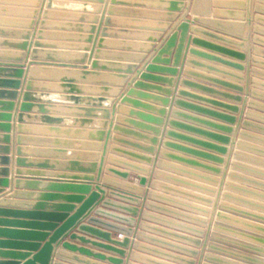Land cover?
Listing matches in <instances>:
<instances>
[{
    "label": "water",
    "instance_id": "1",
    "mask_svg": "<svg viewBox=\"0 0 264 264\" xmlns=\"http://www.w3.org/2000/svg\"><path fill=\"white\" fill-rule=\"evenodd\" d=\"M103 2L104 0H98V3ZM113 2L114 0H111V3ZM201 2V0H193L190 11L189 7L185 6L186 9L182 13L184 0H171L169 7L171 12L167 15V21L177 20V22L171 32L158 45L147 47L152 51L151 58L145 62L140 72L137 70V79L129 83L131 84L130 88L120 97V105L114 106L118 112L127 113L126 117H116V123H122L124 126L112 124L110 130L105 134L103 130L98 132L100 138L103 135L106 136V141L110 131L113 130L117 134L148 143L145 145L116 135L112 137L113 142L123 147L113 146L111 151L126 157L128 160L110 157L109 162L122 169L132 170L135 173L134 180L136 182L129 180L127 171L113 165L107 166L105 175L102 176L105 144L103 146L104 154L96 170H94L95 165L92 164L91 175L72 174V176L67 177L66 174H60L59 177H56L59 179H50L51 182L47 184V189L50 192L40 193L29 211L0 208V214L11 213L18 216L22 214L30 216L32 219L29 222H17L27 225L24 226L23 230L3 232L11 234V238L0 240V246L9 249L0 252V264H203V260L207 263L222 261L204 254V250L218 249L207 242L209 230L205 233L200 228L204 224V220L188 216L180 210H176L178 209L176 207L191 208L202 213L206 210L175 201L155 191V188L158 189V187L170 192L175 191L169 186H159L156 182L150 181L149 186L152 189L145 191L144 188L148 182L147 175L150 173V164L159 168H172L180 173L191 174L200 180L213 183L215 180L208 174L191 172L182 166L169 164L165 160L183 166L201 168L211 174H218L220 168L217 165L224 162L222 155L226 153L225 145L230 141L228 135L233 131L232 125L236 123V126L242 124L244 128H252L254 126L249 122V119H258L264 122V116L250 110L245 112L243 107L247 104L248 107L264 111V104L253 100L260 96L259 94L252 90L249 92L247 88L244 90L240 84L223 77L210 76L192 69H205L240 81L241 76L203 64L193 57L220 63L237 71H242L247 67L241 63L246 59V55L234 47H240L241 43L228 40L218 34L216 29L225 30L227 28L217 20L204 18L203 16L207 15L208 10L201 5ZM239 4L244 6L243 2H239ZM106 6L107 3L105 2L102 9L99 10L97 7L95 15L89 18L92 25L88 27V35L85 37L87 45L82 48L83 51H89L87 55L89 61L96 52V44L98 43V48L101 47V40H98V37L102 24L108 25V19L104 18L107 11ZM255 8L257 15L254 18L255 24L252 30L254 44L252 53L255 56L264 57V8L261 6ZM188 11L191 16H189ZM97 14L100 15L97 16ZM226 14L234 16L235 12L229 10ZM43 24L41 22V25ZM206 25H214L215 31L208 29ZM165 26L166 24H163L161 30ZM105 33L103 29L101 37H104ZM28 37L29 33L26 32L24 38L28 39ZM36 37L40 39L41 32ZM153 37L151 41H159L161 34H154ZM89 43L90 46H88ZM28 45L24 42L22 49L28 50V55H31L30 61L27 60L25 65L21 64V54L14 61L16 63L0 66V70L13 72L19 78L24 72L23 69H27L33 64L76 68L80 69L82 76L100 75V72L93 70L96 68L105 69V66L98 67L97 62H92L91 70H86L87 67L83 65V61L67 63L49 59L55 54L54 52H46L48 59L37 60L36 56L39 53L37 48H52V44L36 40ZM196 47L204 48L216 54L204 53ZM97 51L99 52V50ZM218 55H224L227 58H221ZM84 57L86 56L83 55L81 60ZM137 57L140 59L141 55ZM248 61L250 62V59ZM252 63L264 66V60L261 59L252 58ZM136 68V66H127L126 71L113 75L123 83L127 79V73H131ZM249 72L250 68L248 67L246 73L249 75ZM251 73L264 75V73L254 69L251 70ZM25 81L26 78L23 80L20 93H16L15 90H0V96H8L5 102L0 101V105L4 106L3 111H5L0 114L4 121L0 122V128L5 133L3 134V143L6 145L2 146L4 156L0 158L4 165V168L0 169V185L9 186L8 192L1 194V196L7 193H12L11 196L19 194V192H13V189L19 187L22 179H25L24 182L28 186H38L43 179L32 177L42 176L39 173L26 174L31 176L24 177L20 176L19 170L14 171L13 169L15 165L33 166L30 162L27 164V160L21 157L19 148H15L14 123L17 111H20L17 117L21 122L22 113L30 109L32 103L30 101H33V96L30 94V84L25 86ZM61 81L63 83L61 85L67 87L68 92L78 91L71 79L63 78ZM245 82L248 85H257V82L252 79H247ZM4 83H11L13 89L19 88L18 80L5 81ZM261 85L264 87V83ZM117 91L115 90V92ZM243 92L246 95L250 93L253 99L248 101L243 98L241 95ZM18 96L20 99L23 96L21 104L20 99L16 104L13 102L18 99ZM139 100H144L146 103ZM98 101L101 103L109 102L102 97ZM125 103L131 105V108H123L122 105ZM169 104L175 106V109L170 108L169 116L171 115V118L167 119L165 129L162 131L163 117L167 114L166 108ZM37 107L43 113L45 120L50 123L54 122L53 119L46 116L44 104H37ZM101 107L107 108V105ZM12 110L14 112L10 114ZM85 110L88 113L95 111L93 108ZM101 112H103L102 118L107 119L109 112L107 110H101ZM243 116L245 120H242ZM10 120H12V125ZM60 121V119L55 120V122ZM99 124L102 125L101 129H104L107 122L102 120ZM53 129L58 131V128ZM10 131L11 136L8 134ZM187 133L205 137V140ZM161 134L165 136V139L162 137L159 143L158 137ZM239 135L243 138L254 137L244 131H241ZM254 138L264 141L261 138ZM9 143H11V147L8 146ZM158 143L157 152L155 146ZM182 143H189L199 148L186 146ZM162 146L165 149L190 154L196 158H185L172 154L168 150H161ZM238 146L264 154V150L259 148L246 146L242 143ZM9 152L11 153L10 156H8ZM156 152V158H152L151 155ZM159 155L161 159H158L160 158ZM71 164L78 165L76 161H72ZM8 165L10 168H7ZM37 167L47 168L50 167V164L38 162ZM80 170L89 172L86 169ZM153 174L155 177L162 175L158 172H153ZM166 177H170L173 181L181 184L195 186L200 190L207 189L173 176ZM65 178L70 180H65ZM66 191H71V194L60 193ZM56 199L60 202H50ZM199 199L203 202H209L205 198ZM170 217H175L178 220H173ZM259 219L264 221V217ZM2 221L12 223L6 220ZM189 222H193L196 226L186 224ZM259 229L264 232V228L260 227ZM252 238L264 247V238ZM139 251L147 253V256H140ZM246 258L249 259V257ZM250 260L257 264L264 263L254 258H250Z\"/></svg>",
    "mask_w": 264,
    "mask_h": 264
},
{
    "label": "crops",
    "instance_id": "2",
    "mask_svg": "<svg viewBox=\"0 0 264 264\" xmlns=\"http://www.w3.org/2000/svg\"><path fill=\"white\" fill-rule=\"evenodd\" d=\"M201 1V5L208 10L207 15L203 17L209 20H217L227 29H216L214 25H206V27L212 31L216 29L219 35L228 40L241 43L240 47H234L246 55V59L241 63L244 67H249L250 72L248 75L246 68L242 71H237L223 64L198 57L193 58L203 64L235 73L241 76V80L229 79L228 76H222V74L209 72L205 69H192L203 74L223 77L236 82L244 90L247 88L249 92L252 90L260 95L253 99L250 93L246 95L243 92L241 94L243 98L248 101L253 99L257 103L264 104V97H261L264 96V87L261 85V83H264V75L251 73L253 69L264 73V66L252 63V58L264 60V57L255 56L252 53L254 45L252 30L255 24L254 18L257 15L255 7L261 6L264 8V0ZM105 2L107 3V11L104 18L108 19V25L102 24L98 37V40H101V47L98 48V43L96 44V52L92 56L91 61H89L87 57L89 51H83L82 49L83 46L87 45L85 37L88 35V27L92 25L89 18L95 15L97 7H99V10L100 8L102 9ZM170 2L171 0H114L113 3H111V0H104L103 3H98V0H0V66L16 63L14 61L21 54V64L25 65L27 60L30 61L31 55H28L27 49H22V44L26 42V44L30 45L36 40L52 44L53 46L52 48H37L39 51L36 56L37 60L48 59L46 52H54L55 54L49 59L67 63L83 61V65L87 67L86 70H91L92 62H97L98 67L105 66L104 70L99 68L93 70L94 72H100V75L91 74L87 76H82L80 69L55 65L41 66L33 64L29 68L23 69L24 72L19 78L13 72L0 70V90H15L16 93H20V88L23 87L24 83L23 80L26 78L24 85L30 84V94L33 96V101H30L32 102L30 109L22 113L21 122L17 117L20 114L18 110L14 123L15 148H19L21 157L27 160V164L30 162L33 166L22 167L15 165L13 169L14 171L19 170L21 172L20 176L26 177L31 176L26 174L39 173L42 176L32 177L43 178L38 186H28L24 182L25 179H22L19 187H14L13 189V192H19L16 196H11L12 193L1 196V194L8 192L9 186L3 187L0 185V208L29 211L40 193L50 192L47 189V184L51 182L49 181L50 179H59L56 177H59L60 174H66L67 177L72 176V174L80 176L91 175L92 164L95 165L94 170H96L104 154L103 146L106 144L101 173L102 176L105 175V168L113 165L109 162L110 157L128 160L126 157L111 151L113 146H122L113 142L112 137L115 135L141 144H148L146 141L117 134L113 130L110 131L109 138L106 141V136L103 135L100 138L98 132L103 130L105 134L110 130L112 124L114 126L119 124L116 123L117 116L121 118L127 116V113L124 111L118 112L116 108L114 109V106L120 105V97L130 88L131 84L129 83L137 79V70L140 72L145 62L151 58L152 51L147 47L158 45L171 32L177 22V20L167 21V15L171 12L169 10ZM239 2H243L244 6H241ZM192 3L193 0H184L182 13H184L186 7H189L190 11ZM229 10L234 11L235 15L229 16L226 14ZM189 11L188 14L191 16ZM99 15L97 14V16ZM41 22L44 24L41 25ZM163 24H166V26L161 30ZM103 29L106 33L104 37H101ZM158 31H161V33H158ZM26 32L29 33L28 39L24 38ZM39 32H41V37L37 39L36 35ZM154 34H161V39L155 42L151 41L154 38ZM205 39L211 41L208 38ZM212 42L214 41L212 40ZM216 43L227 45L226 43ZM88 46H90V43ZM196 48L207 54H216L201 47ZM83 55L86 57L81 60ZM140 55L141 58L138 59L137 56ZM218 56L227 58L224 55ZM248 59H250V62ZM127 66H136L137 68L133 69L131 73H127L126 81L121 83L113 74H120L119 72L126 71ZM63 78L71 79L73 81L72 84L78 91L68 92V88L61 85L63 84L61 81ZM247 79L255 80L257 85L246 84L245 81ZM10 80H18L19 88L13 89L14 87L11 83H4ZM119 85L121 86L119 87ZM115 90L118 91L115 92ZM7 97V95L0 96V101L5 102ZM22 97L20 99V96H18V99L13 102L16 104L20 99L21 104ZM101 97L106 98L109 102L101 103L98 101ZM139 101L146 103L144 100ZM40 103L45 106L46 116L53 119L54 122L50 123L43 118V113L37 107V104ZM102 105H107V108L101 107ZM122 106L126 109L131 108V105L126 103ZM243 107L245 112L250 110L264 116L263 110L248 107L247 104ZM3 108L4 106L0 105V114L5 112ZM90 108L95 109V111L92 113L86 112L85 109ZM170 108L175 109V106L169 104L166 108L167 114L163 117L162 131L165 129L167 119L171 118V115L169 116ZM101 110L109 112L107 119L102 118L103 112ZM13 112L12 110L10 114H13ZM56 119L61 121L55 122ZM102 120L107 122L104 129H101L102 125L99 124ZM242 120H245L244 116ZM0 122H4L2 117H0ZM249 122L254 127L244 128L242 124L236 126V123L232 125L233 131L228 135L230 141L225 145L226 153L222 155L224 162L217 165L220 168L218 174H211L201 168L183 166L162 158L165 162L175 166H182L188 171L208 174L215 180L213 183L200 180L191 174L180 173L172 168H159L154 166V164L149 165L150 173L147 175L148 182L144 187L145 191L152 189L149 186L150 181L156 182L159 186H169L175 191H166L161 187L155 188V191L175 201L206 210V212L202 213L191 208L176 207L178 208L176 210H180L188 216L204 220V224L200 228L205 233L209 230L207 242L218 248L211 251L204 250V254L222 261L207 263L203 260V264H257L250 258L264 262V253H262L264 247L256 239L252 238H264V232L259 229L260 227L264 228V221L259 219L264 217V154L250 148L238 146V144L242 143L246 146L264 150V141L254 138L264 140V122L258 119H249ZM10 124L12 125V120H10ZM119 125L124 126L122 123ZM53 128H58V131ZM241 131L254 137L243 138L239 135ZM3 134L5 133L0 128V158L4 156L2 146H6L3 143ZM8 134L11 136V131ZM190 135L205 140V137ZM162 137L165 139V136L161 134L158 137L159 143ZM159 143L155 146L157 152ZM182 144L199 148L189 143ZM8 146L11 147V143ZM161 150L166 151L168 149L162 146ZM168 151L185 158H196L190 154L173 150ZM157 152L151 157L156 158ZM10 154L9 152L8 156ZM158 157H160L158 159H161L160 155ZM72 161H76L78 165H72ZM38 162H48L50 167H37ZM1 168H4V165L0 159ZM7 168H10V165ZM117 168L127 171L129 180L136 182L134 180L135 173L132 170ZM80 169H86L89 172L87 171L88 173H86ZM153 172H158L162 175L155 177L154 174L152 175ZM166 176L186 180L207 189L200 190L192 185L181 184ZM65 180L70 179L65 178ZM70 192L60 193L71 194ZM198 197L205 198L209 202H203ZM50 202L60 201L56 199ZM170 218L178 220L175 217ZM2 220L12 223H5ZM29 221H32L30 216L22 214L19 216L11 213L0 214V240L11 238V234L3 232L23 230L24 226H27L17 222ZM186 224L196 226L193 222ZM173 231L178 232L176 230ZM7 250L9 249L0 246V252ZM12 250L18 251L19 249ZM138 254L147 256V253H141L140 251ZM246 257H249V259Z\"/></svg>",
    "mask_w": 264,
    "mask_h": 264
}]
</instances>
